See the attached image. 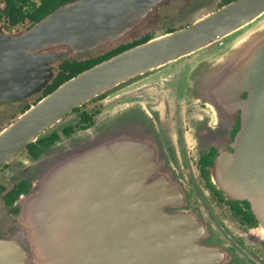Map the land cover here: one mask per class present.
<instances>
[{
    "label": "water",
    "instance_id": "water-1",
    "mask_svg": "<svg viewBox=\"0 0 264 264\" xmlns=\"http://www.w3.org/2000/svg\"><path fill=\"white\" fill-rule=\"evenodd\" d=\"M165 1L71 0L28 30L9 31L0 24V102L46 86L51 61L63 54L144 33ZM262 18L264 0H236L187 28L83 71L0 131V170L73 107ZM231 44L201 54L186 82L193 84V73L208 64L222 66L215 86L233 92L206 95L215 105L212 119L226 118L228 112L241 125L214 171L223 190L247 201L264 228V20ZM226 97L231 101L220 106ZM117 129L103 120L28 162L33 185L16 207H21V234L29 248L16 239H0V264H210L198 249L203 225L190 206L164 203L162 190L148 189L154 157L147 136L141 135L145 127H132L134 138L117 136Z\"/></svg>",
    "mask_w": 264,
    "mask_h": 264
},
{
    "label": "flooded vegetation",
    "instance_id": "flooded-vegetation-1",
    "mask_svg": "<svg viewBox=\"0 0 264 264\" xmlns=\"http://www.w3.org/2000/svg\"><path fill=\"white\" fill-rule=\"evenodd\" d=\"M234 1L166 0L151 22V28L144 33H133L116 45L102 44L93 50L59 56L51 61V75L46 86L30 95L0 102V131L83 71L154 37L187 28L202 16ZM33 24L22 30H28ZM252 24L254 22L219 37L197 52H215L232 46V39ZM200 53H190L162 68L142 72L119 83L113 90L73 107L22 147L0 170V239H16L26 250L29 248L25 235L21 234V207H16L22 194L33 185V178L26 172L28 162L39 157L51 144L93 128L104 120L106 126L118 127L117 136L134 138L136 130L132 127H145L141 135L147 136L150 154L155 158L147 180L148 189L162 190L166 195H161L164 203L190 206L203 225L197 244L199 251L207 256L204 261L264 264L262 223L247 201L234 199L223 190L217 180L218 173L214 171L221 153L226 146H231L241 124L240 118L235 121L228 112L226 118L220 115L221 119H212L215 112L211 105H215L208 103L206 95H227L233 91L215 86L214 80H218L215 75L222 69L215 64H208L203 72L195 74L193 84L186 82ZM229 101L227 97L221 98L219 104L226 107Z\"/></svg>",
    "mask_w": 264,
    "mask_h": 264
},
{
    "label": "trees",
    "instance_id": "trees-1",
    "mask_svg": "<svg viewBox=\"0 0 264 264\" xmlns=\"http://www.w3.org/2000/svg\"><path fill=\"white\" fill-rule=\"evenodd\" d=\"M69 1L71 0H0V23L8 28L26 21L36 23Z\"/></svg>",
    "mask_w": 264,
    "mask_h": 264
},
{
    "label": "rangeland",
    "instance_id": "rangeland-1",
    "mask_svg": "<svg viewBox=\"0 0 264 264\" xmlns=\"http://www.w3.org/2000/svg\"><path fill=\"white\" fill-rule=\"evenodd\" d=\"M263 18L259 21V22H257V23H254V24H252L251 26H249L248 28H247V30H255L256 28H260V26L262 25V22H263ZM0 24H3V23H0ZM31 23L29 22V21H26V22H24V23H20L19 25H17V26H15V27H13L14 29H20V30H22L23 28H26V27H28L29 25H30ZM4 25V24H3ZM5 26V25H4ZM5 28L7 29V30H9L8 29V27H6L5 26ZM133 34V33H132ZM131 34V35H132ZM200 52H196L195 54H193V55H197V54H199ZM200 54H203V52L201 51V53ZM202 72V70H198V71H195V73H193V74H198V73H201Z\"/></svg>",
    "mask_w": 264,
    "mask_h": 264
}]
</instances>
